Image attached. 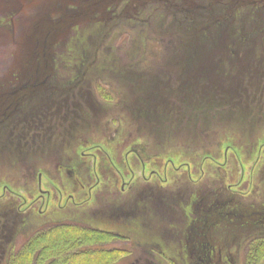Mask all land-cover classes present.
<instances>
[{"label":"rangeland","instance_id":"rangeland-1","mask_svg":"<svg viewBox=\"0 0 264 264\" xmlns=\"http://www.w3.org/2000/svg\"><path fill=\"white\" fill-rule=\"evenodd\" d=\"M51 1L0 0V18L5 12V5L13 7L14 4L17 13L11 18L12 32L5 33L0 28V86L3 85L6 90L11 91L14 87L7 84L11 80L6 77L11 72H51L50 58L55 55L51 46L56 44L51 42L69 34L73 24L82 27L90 22L92 16L113 15L108 12L112 8H107V2H104L102 8L85 6L73 20L57 23L60 15L54 9L57 5ZM134 2L136 5L128 6L125 16L132 11L137 13L142 2ZM143 6L146 9L150 5L143 3ZM134 7L136 9H131ZM124 17L111 21L117 24L113 27V35L116 33L114 52L122 65L138 64L135 60L145 54H139L134 45L141 29ZM125 21L126 26H123ZM28 34L29 39L25 40ZM147 37L145 58L148 61L143 62L146 69L134 67L135 71H130L146 75L149 66L163 74L165 64L159 63L156 58H160L162 42ZM29 40L33 42L29 44ZM110 42L109 39L103 40L99 46L108 47ZM179 76L169 78L171 84L168 88H181L183 78ZM38 77L36 84L46 81L41 74ZM121 78H114L105 72L96 73L86 86L91 90V94L87 95L88 101L81 100L80 106L63 110L62 116L56 115L59 120H55L57 125L53 128V138H41V133L31 138L36 129L28 123L18 124L13 130L9 128L4 136L1 134L0 212H9L6 217L14 220L17 215L26 216L33 208L41 210L42 218H46V223L44 220L37 221L16 237L15 253L37 231L63 222L72 223L77 218L81 221L97 218L101 228L113 230L119 236L95 245L96 249L122 251V255L111 264L167 262L159 254L161 247L155 243L158 241L164 242L162 247L171 252L168 262H178L180 243L174 235L185 227L181 222L182 201L195 194L200 195V199L203 196L213 199L216 198L213 192L219 193V190L221 195H227L222 199L255 204L256 218L259 222L263 221L260 207L264 205V92L257 91L252 96L255 85L259 86L257 90H264L262 82L253 85L249 80L242 84L246 85L245 90L240 91L243 95L235 94L238 99L234 102L226 100L228 105L236 102L241 106L245 104L243 111L241 108L233 110L221 106L219 110L213 109L203 115L199 112L192 118L184 112L181 96L162 95L163 99L180 106L176 108L179 109L178 114L176 111L174 114L175 120L180 123L177 133L172 124L165 129L163 138L168 142L161 144L162 131H159V120L155 121L152 117L153 109L148 111L153 119L146 112L139 111L133 96L134 89ZM139 79H142L141 75L136 80ZM162 89L165 93L171 91ZM131 91L134 102H131ZM2 98L0 95L1 100L7 97ZM15 134L17 138L22 134L19 141L14 140ZM82 175L89 179L85 187L78 180ZM229 185H232L230 189L233 191L228 188ZM147 194H162L168 201H141ZM243 207L249 209L248 206ZM131 208L137 210L136 220H140L142 226L131 224L127 230L123 227L127 222L117 221L124 220L122 217ZM131 228L139 232H129ZM242 241L239 240L240 243ZM95 258L90 256L85 263H93ZM239 258L243 261L245 254L239 255Z\"/></svg>","mask_w":264,"mask_h":264},{"label":"trees","instance_id":"trees-1","mask_svg":"<svg viewBox=\"0 0 264 264\" xmlns=\"http://www.w3.org/2000/svg\"><path fill=\"white\" fill-rule=\"evenodd\" d=\"M140 2L142 4L138 7L137 13L132 11L130 15H124V18H128L127 21L141 29V34L140 32L137 34L134 45L137 51H141H138L139 54H145L139 55V58L135 60L138 64L122 65V61L114 52L113 42L116 33L113 35V27L117 24L111 21L122 19L119 17L109 20L105 26H102L101 22L88 23L78 32V43L69 40L71 38L69 34L73 32H70L64 41L54 42L56 44L51 47L55 57L50 58L52 71L59 70L64 77L76 75L79 79L84 72L87 73L85 78L91 76L92 73L95 76L96 73L105 72L109 76L120 79L124 74L125 76L121 79L134 89L133 96L136 97L135 102L138 104L139 111L149 115L148 111L153 109L152 117L155 121L159 120V131L163 132L160 136L161 144L168 142V139L163 138L165 129L172 124L177 133L180 123L174 117L175 111L178 114L179 110L176 108L180 106L177 107L174 102L163 99L162 95L181 96L185 106L184 112L192 118L199 112L203 115L213 109L219 110L221 106L233 110L241 108L243 111L245 104L241 106V103L236 102V104L229 103L228 105L226 100L234 102L236 98L238 99L235 94L243 95L240 91H244L246 85L242 84L248 83L249 80L253 85L255 82H262L264 87V70H262L264 69V0H145L144 2L140 0ZM143 3L150 6L144 9ZM130 5L135 6L136 3L133 0H123L114 11L115 3H110L109 8L112 9H108V12L111 15L113 13L112 16L121 12L125 14V10ZM5 6L3 8L5 12L0 18V28L3 32L9 33L12 32L11 21L13 20L11 18L17 13L14 4L13 7ZM127 21L123 26H126ZM147 36L162 42L163 49L159 53L160 58L158 56L156 58L159 59V63L164 62L165 64L163 74H159L160 71L149 68V66L146 70L149 73L146 75L130 71L135 69L134 67L146 69L143 68V62L148 61L145 58ZM107 39L111 40L110 46L100 47L101 42ZM92 50L94 54L91 55ZM60 66H62L61 70ZM65 71L67 73H64ZM177 74L183 78L181 88H168L171 84L169 78ZM140 75L142 79L136 80L140 78ZM158 76H164V78L160 79ZM70 81L71 79H63L62 86L65 92L66 88L74 86L70 84ZM80 86L82 84L67 90L68 93L63 95L61 110L57 107L42 111L33 110L32 115L34 116L30 118L29 126L36 130L31 138L37 137L39 133L42 135L41 138H53V128L57 125L55 122L59 120L56 115L62 116L63 110L74 108L75 101L72 98L75 92L73 90H77ZM162 88L171 91L165 93ZM258 88L259 86L255 85L252 96L257 91L264 92V90H257ZM130 95L132 97V91ZM85 97L87 99V95ZM134 98H131V102H134ZM190 100L191 103H189ZM47 103L50 104L51 101L47 100ZM170 109L171 113H169ZM13 127L16 126H4V123H1L0 136L1 134L4 136L9 128L13 130ZM38 128L40 130H37ZM29 132L31 134V131ZM21 135L19 134V137ZM14 136L16 137L14 140L19 141L17 134ZM159 195H150L149 201L167 203L168 198L162 194ZM136 211L131 208L125 212L126 221L122 220L128 223L123 224L125 229H130L128 225L139 224L138 219L136 220L138 217ZM94 220L89 218L81 221L77 218L72 223L63 222L37 231L18 252L10 255L8 264L113 263L122 255V251L96 249L95 245L119 236L113 230L101 228L100 220L97 218ZM122 221L117 222L122 223ZM132 231L137 232L138 230L131 228L129 232ZM248 250L247 263H261L264 260V238H257L251 242ZM90 256H96L95 262L85 263Z\"/></svg>","mask_w":264,"mask_h":264},{"label":"flooded vegetation","instance_id":"flooded-vegetation-1","mask_svg":"<svg viewBox=\"0 0 264 264\" xmlns=\"http://www.w3.org/2000/svg\"><path fill=\"white\" fill-rule=\"evenodd\" d=\"M52 1L57 5V7L55 6L54 8L57 9L58 13L56 14L60 15L56 19L57 23H61L64 20H73L78 13L84 10L85 6L101 7L102 4H105L104 2H107L106 6L108 5L107 8H109V4H112V1H116L114 8V11H116L119 3L123 2V0H62V3H58L61 0ZM171 5L174 6L172 3ZM43 8L45 9V7ZM119 17H124V13H116L114 16L107 17L95 15L92 16V18L90 17V22H101V25L105 26L108 24L107 22L109 20H115ZM72 23L73 22L70 23V26ZM85 26L81 27L73 24L70 30L73 34H69V36H71L69 40L78 43V32ZM75 35L76 37H74ZM65 37L60 40L54 39L51 44L64 41V39H66ZM28 39L29 34L25 36V40ZM47 39L48 35L45 40ZM39 74H41L42 79L46 80L41 82L42 84H45V86L40 85L41 83L36 84V79H39ZM86 74L87 73L84 72L79 79L76 75L64 77L59 71L48 72L43 70L41 73H35L31 70H27L23 72H11L6 78L11 80L7 84L14 85L13 90L9 91L6 90L7 88H4L3 85L0 86V95L3 98L7 97L5 100L0 99V124L4 123V126H17L18 124L25 125L31 122L30 118L34 116L32 115L33 110L42 111L54 107L61 110L63 106L62 101L64 100L63 95L68 93L67 90L82 84L77 90H73V92H75V102L73 105L74 107L80 106L79 104L81 100L88 101L85 95L91 94V90L87 89L86 86L94 78V75L92 73L91 76L85 78ZM65 78L71 79L70 84H74V86H70L71 88H66V92L62 86L63 79L65 80ZM33 79H35L34 82H32ZM47 100H50L51 103L48 104ZM74 110L76 111V108ZM89 177L90 176H88V178ZM86 178L87 177L82 175L81 179L80 177L78 179L82 182L81 184L83 187L86 186V182V184H88L89 179ZM231 186L232 185H229L228 188L230 189ZM230 190H232V188ZM218 192V194L213 192L216 197L213 199H209L206 196H203L200 199V195L195 194L196 196H192L188 200L182 201L183 217L181 222L185 227L179 229L178 232H176V235H174L177 237L176 241H178V244L180 243L179 254H177L179 256V258L177 257L178 262H168L169 259H171L168 254L171 252L162 247L164 242L158 241L155 243L161 247H157V249L160 248L159 254L161 253L164 260H167V262H160V260H157L156 262H148L147 264H248L247 253L249 251V244L254 242L257 238H264V216H262L263 221L259 222L256 218V212L253 210L256 207L255 204H250V201L242 203L241 201L244 200L238 201L230 198L222 199V196L227 197V195H221L220 190ZM149 197L150 195L147 194L140 200L149 201ZM178 203L180 205V201H178ZM243 206H248L249 209L244 208ZM260 208H262L264 214V205ZM6 214H9V212H0V264H8V258L16 251L13 248L16 245L15 239H17L16 237L20 233L30 229L37 221L42 222V220H44L46 223V218H42L43 212H41V210L37 211L33 208L26 216L17 215L14 220L6 217ZM122 218L126 221L127 217L124 215ZM138 221L139 224L137 225L142 226L140 223L141 221ZM138 232L139 231L136 233ZM8 233L9 235H7ZM9 239H11V242L9 241L10 243L8 242ZM240 239H243L241 243L239 242ZM184 241H187V243H184ZM7 245L9 246L8 249ZM242 253L245 254V259L243 261L239 258V255ZM259 264H264V260Z\"/></svg>","mask_w":264,"mask_h":264}]
</instances>
